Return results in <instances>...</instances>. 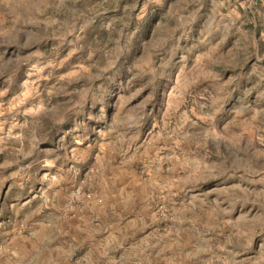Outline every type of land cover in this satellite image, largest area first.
<instances>
[{"label": "rangeland", "instance_id": "1", "mask_svg": "<svg viewBox=\"0 0 264 264\" xmlns=\"http://www.w3.org/2000/svg\"><path fill=\"white\" fill-rule=\"evenodd\" d=\"M0 264H264V0H0Z\"/></svg>", "mask_w": 264, "mask_h": 264}]
</instances>
